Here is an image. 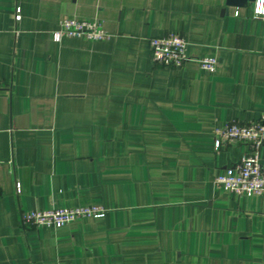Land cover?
<instances>
[{
    "label": "crops",
    "instance_id": "0c3cea01",
    "mask_svg": "<svg viewBox=\"0 0 264 264\" xmlns=\"http://www.w3.org/2000/svg\"><path fill=\"white\" fill-rule=\"evenodd\" d=\"M251 3L0 0V264H264V197L215 183L246 147L213 148L216 128L264 112ZM66 17L111 36L55 41ZM168 31L188 41L181 68L150 60L148 39ZM91 203L104 216L20 224Z\"/></svg>",
    "mask_w": 264,
    "mask_h": 264
},
{
    "label": "built area",
    "instance_id": "2783aa9c",
    "mask_svg": "<svg viewBox=\"0 0 264 264\" xmlns=\"http://www.w3.org/2000/svg\"><path fill=\"white\" fill-rule=\"evenodd\" d=\"M251 16L264 20V0H252ZM15 19H19L18 13ZM110 36L96 18H61L57 21V28L52 31V38L55 41H59L62 37L102 40ZM148 41L150 60L154 65L181 68L191 60L187 55L188 41L178 32L168 31L161 36L150 37ZM194 60L205 73H212L216 69V56H204ZM231 142L243 144L246 152L238 161L226 167L224 172L215 178V183L232 194L244 197H264V112L254 121L248 123L228 121L214 130L213 148L215 151H219ZM16 191H19L17 183ZM106 211V207L99 203L33 209L20 214V224L58 228L81 218L102 217Z\"/></svg>",
    "mask_w": 264,
    "mask_h": 264
},
{
    "label": "water",
    "instance_id": "95a60500",
    "mask_svg": "<svg viewBox=\"0 0 264 264\" xmlns=\"http://www.w3.org/2000/svg\"><path fill=\"white\" fill-rule=\"evenodd\" d=\"M250 0H226V4L229 6H244Z\"/></svg>",
    "mask_w": 264,
    "mask_h": 264
}]
</instances>
